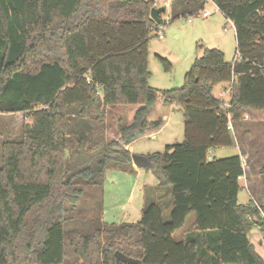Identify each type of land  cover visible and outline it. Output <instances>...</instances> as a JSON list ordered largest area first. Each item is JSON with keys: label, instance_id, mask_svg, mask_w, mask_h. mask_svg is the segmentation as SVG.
<instances>
[{"label": "trees", "instance_id": "obj_1", "mask_svg": "<svg viewBox=\"0 0 264 264\" xmlns=\"http://www.w3.org/2000/svg\"><path fill=\"white\" fill-rule=\"evenodd\" d=\"M211 2L234 25V62L204 49L182 88L158 93L147 85V42L159 32L153 2L0 0V115L30 122L18 141L0 140V264H123L115 252L141 264H201L195 241L171 237L190 214L198 243L216 232L211 264H264L247 239L254 226L264 231L262 210L237 202L241 158L207 159L210 149L233 144L244 116L264 122V0ZM203 3L182 1L171 15ZM221 83L229 84L227 104L213 95ZM158 98L183 115V142L146 157L169 189V219L150 204L137 223H103L105 172H133L126 147L165 124L148 120ZM115 107L136 111L109 141ZM258 175L264 199V162ZM86 193L92 219L75 228L71 213Z\"/></svg>", "mask_w": 264, "mask_h": 264}, {"label": "rangeland", "instance_id": "obj_2", "mask_svg": "<svg viewBox=\"0 0 264 264\" xmlns=\"http://www.w3.org/2000/svg\"><path fill=\"white\" fill-rule=\"evenodd\" d=\"M144 1L153 2V8L165 9V12L159 15L161 22H165V25L159 31L162 38L159 39L157 32L153 30L150 32L147 42V69L150 75L147 85L149 88L156 90L158 93L182 88L185 75L189 72L195 60L202 56L204 49H217L223 54V59L226 63L231 64L234 62L236 56L234 28L211 1L203 3V9L198 8L194 12H186L183 17H173L171 12H179V4L187 0ZM203 10L210 13L208 18L200 16ZM197 11L198 13L195 14ZM187 20H191V23H187ZM224 86L229 87V84L224 85L221 83L216 85L213 88V95L227 104L230 98V90L227 88L225 91L223 89ZM220 95L222 96L220 97ZM108 110L109 127L107 139L111 141L117 139L118 125L129 124L136 108L115 107ZM157 119L165 122L164 126L154 136L144 137L132 143V155L147 157L152 154L163 153L165 146L183 142V115L180 106L164 107L161 104V98H158L148 114L149 121ZM246 121L248 122L245 125L240 121L236 131H234L235 133L232 134H234L238 140L237 142L241 145L246 141V138H243L241 134L250 129L251 132L256 134L255 144L258 145V149L261 151L264 146V123L253 122L251 118ZM24 123L28 124L30 122L24 119L22 114L0 115L1 142L6 140L18 141ZM234 156H239V152L233 141L231 146L210 149L207 159L211 161ZM244 160L246 164L244 173H247L248 162L246 159ZM133 169L134 172L131 173L120 172L114 168L106 170L102 191V209L104 208L106 211L107 218L112 220L111 222H114L113 224L115 225L122 224V222H125L123 220L127 219L130 222L137 223L141 217V210L145 206L157 204L162 210L163 221H168L171 210V198L169 189L165 186L160 184H157L156 187L150 186L145 189L142 196L135 192L127 201V195L132 183L141 186L142 184H148V180L153 183L157 181L150 169ZM135 172H138L139 175L136 176ZM238 184L240 187L237 196L238 204H248L252 200L256 207L260 206L262 217H264V199L259 178H256L255 182H248L247 186H245L244 179L240 180ZM87 195L89 194L86 193L85 196L80 198L71 213L74 216L75 228L82 227L85 222L87 223L88 220L92 219L94 200ZM76 213L79 214L76 215ZM82 217L85 218L82 219ZM193 218V214H190L186 218L182 230L175 232L172 238L178 242L182 234H185V239L196 242L197 254L201 264H211L213 252L216 251V232H210L206 235L205 244H202V242L198 243L200 236L192 228ZM87 229L90 230L89 227ZM78 239L80 237L76 234L74 242H77ZM247 239L253 251L264 261V231L254 226L247 233ZM74 248H78V246H74ZM71 251L72 249H67L69 254Z\"/></svg>", "mask_w": 264, "mask_h": 264}, {"label": "crops", "instance_id": "obj_3", "mask_svg": "<svg viewBox=\"0 0 264 264\" xmlns=\"http://www.w3.org/2000/svg\"><path fill=\"white\" fill-rule=\"evenodd\" d=\"M224 85H226V83H224ZM227 88H228V90L230 89L229 87H225V86L223 87V89L225 91H226ZM247 122L248 121H246L244 118L241 120V123L244 124V125ZM253 122H255V121H253ZM258 123L260 124V122H258ZM158 132L153 133L151 135L154 136ZM151 135H149L147 137H150ZM241 135L243 136V138L244 137L246 138V141L244 142V144L239 145V143L237 142L238 140H237L236 137H234V142H235V145H236L237 150L239 152V157L246 159L247 162H248L247 171H246L247 173H244V183H245V186H247L246 184L248 182L249 183L255 182V179L256 178H259L260 182L262 183V176L259 175V177H258L257 169H259L262 166L263 162H264V146L262 147V150L261 151L258 149V145L255 144V141H256L255 135L256 134L254 132H251L250 129H248L247 132H243ZM131 145L128 146V147H126V149L132 155ZM133 168H135V167H133ZM134 174L136 176L139 175L138 172H135ZM148 181H149L148 184H142L141 186L138 185V184H136V183H132V185H131V187L129 189L128 195H127V201H129V199L134 195L135 192H138L139 195L142 196L146 188H149L150 186H152V187L155 186L156 187L157 184L159 185V183H157V181L155 183L150 182V180H148ZM242 205H245V204H242ZM101 221L103 223H106V224H110V223L113 224L114 223V222H111L112 220H110L109 218H107V214H106V211L104 210V208H103V211L101 213ZM123 221H125V222H122V224L123 223H125V224H134V222H130V221H128V219L127 220H123ZM193 223H194V218H193V222H192V228H193ZM183 235L184 234H182L181 239H182Z\"/></svg>", "mask_w": 264, "mask_h": 264}, {"label": "water", "instance_id": "obj_4", "mask_svg": "<svg viewBox=\"0 0 264 264\" xmlns=\"http://www.w3.org/2000/svg\"><path fill=\"white\" fill-rule=\"evenodd\" d=\"M163 12H165L164 8L161 9L152 8L150 10V20H152L155 24L160 25L161 20L159 18V15ZM131 162H132V166L135 168L143 169V170L150 169V162L149 159L146 157H142L139 155H131ZM114 258L116 262H120L123 264H141L140 261L128 258L120 252H115Z\"/></svg>", "mask_w": 264, "mask_h": 264}, {"label": "built area", "instance_id": "obj_5", "mask_svg": "<svg viewBox=\"0 0 264 264\" xmlns=\"http://www.w3.org/2000/svg\"><path fill=\"white\" fill-rule=\"evenodd\" d=\"M209 1H211V0H205V3H207V2H209ZM202 18H208L209 16H210V13H208L207 11H204L203 10V12L201 13V15H200ZM187 23H191V20H187ZM230 24H231V26L234 28V25H233V23L232 22H230ZM163 25H165V22L163 23ZM162 24H160V25H158L159 26V31H160V29L162 28V26H163ZM226 32V31H225ZM160 32H158V38L159 39H161L162 38V35L161 34H159ZM237 56V55H236ZM222 95H220V97H221ZM245 120H247L248 119V116H244L243 117ZM228 126H229V129L231 130V124H230V118H228ZM241 162H242V168H243V171H245V167H246V164H245V160H244V158H241ZM242 179H244V175H242L241 177H239L238 178V180H242ZM263 219H264V217H263Z\"/></svg>", "mask_w": 264, "mask_h": 264}]
</instances>
